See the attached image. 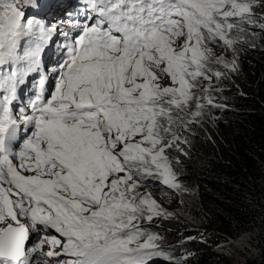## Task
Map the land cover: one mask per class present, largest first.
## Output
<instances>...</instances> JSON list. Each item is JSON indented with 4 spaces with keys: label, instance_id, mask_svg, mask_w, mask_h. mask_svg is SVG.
Here are the masks:
<instances>
[{
    "label": "snow or ice",
    "instance_id": "1",
    "mask_svg": "<svg viewBox=\"0 0 264 264\" xmlns=\"http://www.w3.org/2000/svg\"><path fill=\"white\" fill-rule=\"evenodd\" d=\"M40 7L0 0V264H181L142 226L168 215L149 182L180 190L167 150L216 106L211 81L236 62L213 49L235 52L264 0H86L60 25Z\"/></svg>",
    "mask_w": 264,
    "mask_h": 264
},
{
    "label": "trees",
    "instance_id": "2",
    "mask_svg": "<svg viewBox=\"0 0 264 264\" xmlns=\"http://www.w3.org/2000/svg\"><path fill=\"white\" fill-rule=\"evenodd\" d=\"M256 11L264 23V9ZM245 28L257 32L246 36L249 50L238 61L235 84L216 93L231 104L214 111L222 123L188 124L186 142L167 150L194 191L191 222L232 242L228 254L191 241V264H264V25Z\"/></svg>",
    "mask_w": 264,
    "mask_h": 264
},
{
    "label": "rangeland",
    "instance_id": "3",
    "mask_svg": "<svg viewBox=\"0 0 264 264\" xmlns=\"http://www.w3.org/2000/svg\"><path fill=\"white\" fill-rule=\"evenodd\" d=\"M257 19L256 23L253 25L255 27L262 28L264 23L260 16V12L256 11ZM249 24H245L247 26ZM246 29V28H245ZM259 30V29H256ZM251 34H250V33ZM257 31L246 29L245 32L240 34L239 42L234 45L236 51L232 52L231 50H225L220 46L214 47V52L218 56H222L225 59L231 61L235 59L236 70L234 72H227L226 76L221 77L219 81L215 78L211 81V94L214 97L215 107H206L202 117L198 118L199 123L194 124H203L204 122H209L208 119H214L215 123L220 126L223 119L219 115L215 114L216 110H221L231 107V104L226 99H223L216 96L222 88L226 87L225 85L235 84V79L237 77V66L238 61L243 57L244 54L248 52L247 47V35H256ZM255 33V34H252ZM212 69H218L225 71L222 66L212 64ZM229 83V84H228ZM205 86H208L209 82H204ZM187 131V127L180 126L177 131L181 136L182 131ZM183 136V134H182ZM182 143V138L181 142ZM168 153V152H167ZM179 178L181 184L180 190L167 189L164 185L160 184L158 181L149 182V188L151 190L153 198L157 200L167 216H162L155 218L150 224L143 223L142 226L148 229L151 232L157 233L160 237V246L169 251V254L172 255L177 260L181 261V264H191L190 262V251L188 250V243L191 241H197L204 243L211 247L214 250L224 251L229 254L232 250V242L230 240L225 241L219 237V233L215 230H205L200 226L194 225L191 221L193 217L189 215L190 207L194 206L195 194L194 191L187 187L182 181V178ZM186 257V259H184ZM150 264H166L163 259H154Z\"/></svg>",
    "mask_w": 264,
    "mask_h": 264
}]
</instances>
